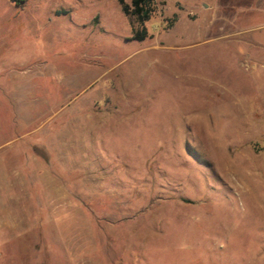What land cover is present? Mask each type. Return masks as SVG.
Segmentation results:
<instances>
[{
    "label": "rangeland",
    "instance_id": "374dc122",
    "mask_svg": "<svg viewBox=\"0 0 264 264\" xmlns=\"http://www.w3.org/2000/svg\"><path fill=\"white\" fill-rule=\"evenodd\" d=\"M152 9L0 0V264H264V0Z\"/></svg>",
    "mask_w": 264,
    "mask_h": 264
},
{
    "label": "trees",
    "instance_id": "16d2710c",
    "mask_svg": "<svg viewBox=\"0 0 264 264\" xmlns=\"http://www.w3.org/2000/svg\"><path fill=\"white\" fill-rule=\"evenodd\" d=\"M152 1L153 0H129V5H126L123 4L121 0H118L122 12L134 18L135 23L141 27L133 33L132 37L135 40H142L144 37L145 30L141 25L144 21L148 20L153 11Z\"/></svg>",
    "mask_w": 264,
    "mask_h": 264
}]
</instances>
